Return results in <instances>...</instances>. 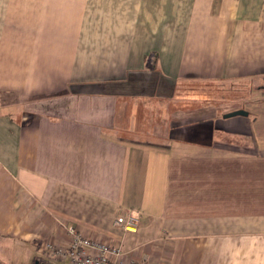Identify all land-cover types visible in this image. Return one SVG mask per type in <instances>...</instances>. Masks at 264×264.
<instances>
[{
  "label": "crops",
  "instance_id": "obj_1",
  "mask_svg": "<svg viewBox=\"0 0 264 264\" xmlns=\"http://www.w3.org/2000/svg\"><path fill=\"white\" fill-rule=\"evenodd\" d=\"M69 226L264 264V0H0V263L69 264Z\"/></svg>",
  "mask_w": 264,
  "mask_h": 264
},
{
  "label": "built area",
  "instance_id": "obj_2",
  "mask_svg": "<svg viewBox=\"0 0 264 264\" xmlns=\"http://www.w3.org/2000/svg\"><path fill=\"white\" fill-rule=\"evenodd\" d=\"M113 225L124 231H136L138 217L126 213L116 217ZM69 240L65 245L45 244V252L54 260L67 259L69 264H142L139 261H123L119 245L102 243L83 236L74 226L66 228Z\"/></svg>",
  "mask_w": 264,
  "mask_h": 264
},
{
  "label": "rangeland",
  "instance_id": "obj_3",
  "mask_svg": "<svg viewBox=\"0 0 264 264\" xmlns=\"http://www.w3.org/2000/svg\"><path fill=\"white\" fill-rule=\"evenodd\" d=\"M193 86V85H192ZM68 236V235H67ZM68 240H69V236H68ZM68 242V241H67ZM66 242V243H67ZM65 243V244H66ZM65 244H59V245H65ZM55 245V244H54ZM3 246V245H2ZM6 256V255H5ZM2 257V256H1ZM0 257V258H1ZM3 258H5V257H3ZM25 258V257H24ZM12 259V258H11ZM11 259H8L7 261H6V264H28V263H25V262H23V260H22V257H14L13 258V261L12 262H10V260ZM57 261H61V260H57ZM47 263V262H46ZM0 264H3V263H0Z\"/></svg>",
  "mask_w": 264,
  "mask_h": 264
},
{
  "label": "water",
  "instance_id": "obj_4",
  "mask_svg": "<svg viewBox=\"0 0 264 264\" xmlns=\"http://www.w3.org/2000/svg\"><path fill=\"white\" fill-rule=\"evenodd\" d=\"M246 115L247 112L242 110V109H237V110H233V111H230L226 114H224V117H230V116H235V115ZM34 264H39L38 261H35ZM40 264H43V263H40Z\"/></svg>",
  "mask_w": 264,
  "mask_h": 264
}]
</instances>
